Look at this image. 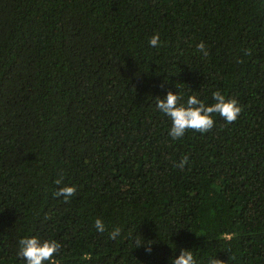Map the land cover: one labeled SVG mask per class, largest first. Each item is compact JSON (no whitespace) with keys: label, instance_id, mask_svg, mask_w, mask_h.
<instances>
[{"label":"trees","instance_id":"trees-1","mask_svg":"<svg viewBox=\"0 0 264 264\" xmlns=\"http://www.w3.org/2000/svg\"><path fill=\"white\" fill-rule=\"evenodd\" d=\"M168 91L242 112L173 139ZM32 236L56 264H264V0H0V264Z\"/></svg>","mask_w":264,"mask_h":264},{"label":"clouds","instance_id":"clouds-1","mask_svg":"<svg viewBox=\"0 0 264 264\" xmlns=\"http://www.w3.org/2000/svg\"><path fill=\"white\" fill-rule=\"evenodd\" d=\"M149 45L152 47L160 45L159 33H155L150 38ZM196 48L204 56L208 55L203 42L198 43ZM182 99L183 97L168 91L163 99L157 97L156 100V108L171 120L169 135L173 139L182 137L189 129L199 133L208 132L214 126L212 114H219L227 123H233L242 112V108L238 105L236 99H226L220 91L212 93V99L215 102L211 105H206L195 95L188 96L183 103H181ZM187 162L188 156L185 155L176 166L182 169ZM54 183L58 186L62 185V178H57ZM75 194L76 188L67 185L58 187L55 193L57 197L63 196L65 202L70 197L75 196ZM94 226L98 232L102 233L105 231V226L99 218L95 220ZM120 231L119 227L112 230L109 234V239L115 240L120 235ZM136 243L137 247L142 246L139 245L138 241ZM18 245L17 256L22 257L26 261V264H44L45 261L50 262V264H56L53 257L57 254L60 245L55 240H41L36 236H32L30 238H21L18 241ZM145 251L150 253V246L146 247ZM172 264H196V261L191 251L181 250L179 256L172 260ZM208 264H225V261L213 257L208 260Z\"/></svg>","mask_w":264,"mask_h":264}]
</instances>
